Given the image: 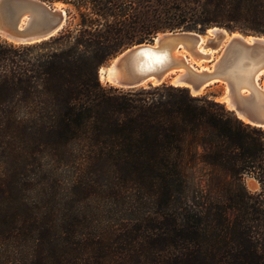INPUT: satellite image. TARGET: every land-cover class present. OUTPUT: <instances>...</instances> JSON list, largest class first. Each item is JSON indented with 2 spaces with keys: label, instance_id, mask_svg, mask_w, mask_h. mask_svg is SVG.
<instances>
[{
  "label": "trees",
  "instance_id": "obj_1",
  "mask_svg": "<svg viewBox=\"0 0 264 264\" xmlns=\"http://www.w3.org/2000/svg\"><path fill=\"white\" fill-rule=\"evenodd\" d=\"M44 1L79 20L0 39V264H264V129L185 86L98 76L158 32L262 34L264 0Z\"/></svg>",
  "mask_w": 264,
  "mask_h": 264
},
{
  "label": "water",
  "instance_id": "obj_2",
  "mask_svg": "<svg viewBox=\"0 0 264 264\" xmlns=\"http://www.w3.org/2000/svg\"><path fill=\"white\" fill-rule=\"evenodd\" d=\"M58 2L0 0V39L24 44L57 35L68 18L66 3L58 5ZM212 27L217 30L207 33L193 30L158 32L151 40L117 53L106 67L98 68V76L103 67L108 83L118 87L170 83L185 86L192 94L219 84L215 97L239 119L246 118V123L264 129V91L259 85L260 75L264 72L263 35L247 40L242 35H234L240 32ZM197 45L214 52L213 65L208 70H194L181 60V67H144L154 55L172 56L177 52L179 56V51L195 52ZM262 69L263 72L255 77Z\"/></svg>",
  "mask_w": 264,
  "mask_h": 264
},
{
  "label": "bare ground",
  "instance_id": "obj_3",
  "mask_svg": "<svg viewBox=\"0 0 264 264\" xmlns=\"http://www.w3.org/2000/svg\"><path fill=\"white\" fill-rule=\"evenodd\" d=\"M58 5H62V3L58 2L56 3ZM211 30H217V27H210L208 28L207 31L211 32ZM223 30V29H220ZM234 35H242L245 39L250 40L254 39L257 36L256 35H244L240 33H234ZM226 37L229 38V34H226ZM264 38V36H262ZM180 54L179 56L176 53H172L171 55H167L165 53L160 54V55H154L150 57V60L144 63V67L150 68V67H168V68H173V67H181L182 65L180 64V60L188 67H191L194 70H208L212 65H213V54L214 52L212 50L204 49V47H200L197 45L196 51L195 52H185V51H179ZM180 58V59H179ZM193 59H196L197 61H194ZM196 62V64H195ZM101 74L99 75L100 80H106L105 74H104V68L102 67L101 69ZM263 72L262 70H258L256 72V76L260 75ZM260 88L262 91H264V81L263 79L261 80V83H259ZM205 90H201L198 92H193V94H202ZM241 120L247 121L246 118L240 117Z\"/></svg>",
  "mask_w": 264,
  "mask_h": 264
},
{
  "label": "rangeland",
  "instance_id": "obj_4",
  "mask_svg": "<svg viewBox=\"0 0 264 264\" xmlns=\"http://www.w3.org/2000/svg\"><path fill=\"white\" fill-rule=\"evenodd\" d=\"M54 3V2H53ZM65 7L67 8L68 10V18H67V22L64 26V28L61 30L63 31L64 29L66 28H71L73 27L79 20V16H78V12L77 10L73 7V5L71 4H65ZM221 28H224V27H221ZM208 29V28H207ZM207 29L204 30V31H199V32H202V33H207ZM226 29V28H224ZM227 30V29H226ZM228 32H231L230 30H227ZM232 31H237V32H240L244 35H263L264 36V33H255L251 30H244V31H241V30H232ZM60 33V32H59ZM58 33V34H59ZM113 58V57H112ZM112 58L106 62V64H104L103 66L106 67V65L112 60ZM194 61H197L196 59H193ZM196 64V62H195ZM263 79L264 81V72L260 75V81ZM101 82L103 84H110L112 86H115L111 83H108L107 80H101ZM167 84H170V83H167ZM115 87H118V86H115ZM219 84H213L211 85L210 87L206 88L205 91L202 93V95H209L210 97H213L214 99L218 100L216 97H215V93L216 91L219 89ZM198 95H201V94H198ZM219 101V100H218ZM221 102V101H220ZM225 105V104H224ZM226 106V105H225ZM227 108V106H226ZM244 184L245 186L247 187V189H249L250 191H256L259 189V183L257 182V180L250 176V175H245L244 178ZM195 184H197L198 187L200 188H203L204 185H205V178L204 177H196V180H195Z\"/></svg>",
  "mask_w": 264,
  "mask_h": 264
}]
</instances>
